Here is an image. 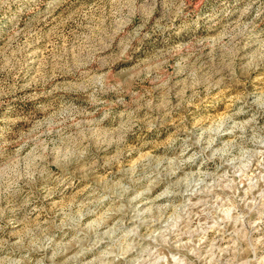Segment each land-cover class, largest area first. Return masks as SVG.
I'll use <instances>...</instances> for the list:
<instances>
[{
	"label": "rangeland",
	"instance_id": "rangeland-1",
	"mask_svg": "<svg viewBox=\"0 0 264 264\" xmlns=\"http://www.w3.org/2000/svg\"><path fill=\"white\" fill-rule=\"evenodd\" d=\"M0 264H264V0H0Z\"/></svg>",
	"mask_w": 264,
	"mask_h": 264
}]
</instances>
